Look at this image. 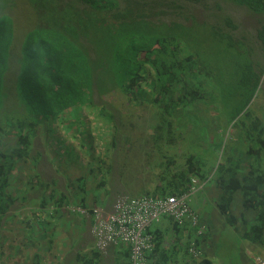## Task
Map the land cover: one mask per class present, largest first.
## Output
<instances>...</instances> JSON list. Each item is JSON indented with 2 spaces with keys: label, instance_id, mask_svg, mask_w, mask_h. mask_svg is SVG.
I'll return each mask as SVG.
<instances>
[{
  "label": "trees",
  "instance_id": "1",
  "mask_svg": "<svg viewBox=\"0 0 264 264\" xmlns=\"http://www.w3.org/2000/svg\"><path fill=\"white\" fill-rule=\"evenodd\" d=\"M125 1L127 5L122 10L121 0H27L32 8L34 26L32 24L27 29L26 42L22 45L23 60L16 84L18 97L21 96L19 83L27 80V90H42L46 99L51 100V110L47 114L59 116L77 104H93L95 88L98 91L100 87L105 95L114 86L97 85L99 77L96 65L102 62L103 52L98 53L94 45L88 48L89 43H93L82 36L94 34L98 35L97 42L105 51L104 61H108L99 73L104 79L112 78L113 67L118 64V77H121L119 85L128 100H138L144 90H156L155 99H149V102L162 108L155 127L157 131H166L167 127L170 132L171 122L168 118L175 107L186 110L198 101L199 96H205L208 84L214 85L211 91L219 93V101L224 98V93L227 95L226 99L236 98L239 93L245 97L244 104L233 110L231 118L227 119L229 124L243 115L258 86L259 75L254 71L258 61L252 58L255 46L247 42V38L235 37L226 30L227 26L233 30L237 28L230 15L220 16L223 23L221 25L199 23L195 14L190 16L193 23L191 26L177 22L157 23L145 13L147 6H150V10L154 7H165L168 11L182 9L179 0ZM225 1L264 15V0ZM15 2L17 0H0L1 92L4 85L2 77L10 69V54L19 31L10 12L14 7L9 6ZM79 2L88 9L81 8ZM257 38L264 52V23H261ZM145 64H149L155 79L150 78ZM262 67L260 62V77L264 70ZM230 68L245 71L246 80L228 83L226 76ZM217 81L222 87L215 85ZM21 103L23 104L22 101ZM3 109V97L0 95V110ZM244 117L251 118V126L246 128L243 122L241 131L247 139L242 142L253 155L254 164L241 176L238 157L227 164L225 156V160L221 158L219 164L215 165L216 185L222 192L218 207L228 216L230 223L235 222L231 207L234 197L241 194L242 207L256 214L254 225H249L246 238L260 241V245L264 246V128L260 119L253 116L250 110L244 112ZM24 125L30 128L32 124L26 121H18L16 124L15 121L10 126L20 136V145L23 146L10 151H4L0 146V229L3 218L10 210V204L15 202L8 192L9 174L22 157L29 156L30 139L28 134L23 135ZM193 177L206 179L201 168H198L195 157L190 155L185 166L173 174V181L170 179L167 187L158 185V191L151 195L164 198L183 194ZM148 232L154 236L155 242V248L148 253V258L153 264H168L166 252H162L163 233L155 230ZM129 253L127 251L126 255H122L116 264H129ZM103 258L100 252H96L92 259L79 262L100 264Z\"/></svg>",
  "mask_w": 264,
  "mask_h": 264
},
{
  "label": "rangeland",
  "instance_id": "2",
  "mask_svg": "<svg viewBox=\"0 0 264 264\" xmlns=\"http://www.w3.org/2000/svg\"><path fill=\"white\" fill-rule=\"evenodd\" d=\"M79 3L81 8L88 9L85 4ZM178 3L183 6L182 9H169L168 11L165 7H154L150 10V6H147L145 13L151 16L149 17L150 20L157 23L177 22L188 26L193 25L190 18L192 14L197 16L199 23L207 22L219 25L223 24L220 16L230 15L237 28L233 30L227 26L225 27L226 30L232 32L235 37L244 36L247 38V42L255 46L252 58L258 61L254 71L256 75H259V81L254 97L245 111L250 110L253 116L259 118L263 125L262 128H264V70L260 77V62L264 67V52L261 50V43L257 38L261 23H264V15L253 13L245 6H239L225 0H179ZM126 5V1L121 0L120 7L122 10L125 9ZM15 8L16 11H11V14L19 28L16 46L20 48L21 42H26L27 29L32 24L34 26V19L32 8L26 0H17ZM101 35L102 33L99 36ZM82 36L93 43H89L88 48L94 45L98 53L103 52L102 62L96 65L99 77L97 85L114 86L105 95L100 87H98V91L95 88L93 104H77L73 107L75 109L72 108L69 112L60 114V118L56 119L48 116L50 114L45 115L51 110V100L46 99L47 97L42 90H34L33 88L27 90L25 87L28 83L27 80L24 83H19L20 99L24 106L12 98L11 90H14L17 84L15 67L12 69L14 76L8 73L2 77L4 78V85L0 95L3 97L4 107L13 112L11 114L13 116L17 115L20 123L31 121L33 117L43 118V121H41L42 126L40 125L37 128V130L39 129L37 139L34 138L36 148L39 147L38 143L43 140V130L47 135L45 141L52 146V154L57 158L67 157L69 145L61 142L55 135L56 133L60 135L57 125L66 127L68 122L72 123V131L65 130L66 134L68 136L71 133L80 135L79 138L83 139L81 142L84 143V148L90 147L92 155L97 156L96 154L100 152L101 156L98 160L104 159L108 162L106 166L109 165V190L112 195L116 196L157 192L158 185L167 187V182H170V179L173 181V174L185 166L190 155L195 157L197 166L201 168V173L204 174L206 179L215 178L213 176L215 165H218L221 158L224 159L225 156L227 164L235 161L234 158L238 157L240 169H249V166L254 162V157L249 154L248 146L243 143L247 137L245 138L241 128L243 122L246 124V128H249L251 118L244 117V111L243 115L232 123L227 122V119L231 118L232 111L244 104L245 97L242 93H239L236 98L231 97L228 99H226L227 95L224 93V98L219 101V93L211 91L214 85L208 84L203 98L199 96L198 101L186 110H183V108L180 110L176 107L175 110L173 109L171 117L168 118L171 122L170 132L167 127L166 131L159 132L155 127L162 108H159L153 102H149V99H155L156 94L154 91L156 90H144L138 100H128L119 85L121 77H118V64L113 67L112 78L104 79L103 75L99 74L103 70L104 63L108 61H104L105 51L97 42L99 40L98 35L86 34L85 36L82 34ZM20 54L21 50L15 49V55L20 56ZM145 67L150 73V78L155 79V74L149 64H145ZM6 77L8 78L7 81H5ZM243 79L246 80L245 71L228 69L226 76L228 83L233 84ZM203 83H205V80H203ZM217 84L222 87V84L218 81L215 85L217 86ZM219 90L221 89L219 88ZM103 112L110 113V117L101 116L106 114ZM37 122L40 123L39 120ZM11 123V121H6V124ZM1 124L5 126L4 122H1ZM24 130L23 134H28L31 140L34 132L25 125ZM87 130L92 135L88 137L89 143L84 140V138H87ZM7 131H9L8 127L5 129V132ZM240 141L242 142L241 145L239 144ZM77 142H80V139L77 138ZM88 150H86L88 161L97 162ZM219 154H221L220 157ZM68 158L72 160V165L83 164L81 158L73 152L69 154ZM62 161H65V159ZM69 171L72 172L71 168ZM64 181L65 179L62 178V182ZM211 185L213 184L211 183L206 191L211 190ZM197 199H204L201 192H197L192 196V205L196 206ZM206 201L205 199L204 203L213 208L212 204ZM103 256V261L100 264H116L110 249Z\"/></svg>",
  "mask_w": 264,
  "mask_h": 264
},
{
  "label": "crops",
  "instance_id": "3",
  "mask_svg": "<svg viewBox=\"0 0 264 264\" xmlns=\"http://www.w3.org/2000/svg\"><path fill=\"white\" fill-rule=\"evenodd\" d=\"M72 151L73 147L70 152ZM84 162V165L72 166H68L66 162L63 163L66 167L71 168L72 176H74L73 181L86 176L87 184L84 183L86 185L84 191L79 188L81 185L79 184L76 191L71 192L74 188L72 180L69 182L66 179L68 181L65 183L66 186L68 185L66 194L70 196V199L64 195L65 188L51 193V188L47 184L49 189L46 196L39 198L42 200L45 197L41 202L27 203L29 211L25 209L23 211L25 221L29 222L28 228L32 224L39 227L36 233L40 235V238H36L35 235L31 237L32 230L30 229L27 230L26 237L20 235L22 233V226L19 225L21 222L16 223L13 229L15 222L11 225V221L20 216L18 211L7 216L3 230L5 236L2 240L1 255L4 256L2 264H33L37 255L44 260L43 264H59L68 249H76V253L79 254L82 246L87 249L92 246L94 243L92 213H84L79 206L87 211L94 207L110 208L116 195L111 194L109 185L101 187V182L92 176L99 170L97 168L103 165L102 162ZM68 168H64L62 171L64 175L68 174L70 169ZM213 183L211 190L204 192L207 203L210 202L213 208L206 204L196 207L197 210L202 209L200 216L207 223V232L203 236L196 235L189 221L178 231L172 228V224L167 218L158 225L157 232L163 233L165 239L164 249L168 257L166 261L169 264H259L260 258H264V246L260 245V241L246 238L249 225H254L256 214L244 208L232 211V213L235 212L233 218L236 221L230 223V219H227V215L223 214L218 207L221 194L217 191L216 182ZM21 194L22 191L18 196ZM80 199H82L81 202L84 201L83 204H80ZM242 200L237 195L234 197L233 204ZM233 209L236 207L233 206ZM48 233L57 237V241L53 243L54 246L50 238H45V234ZM192 243H196L202 251L201 258H196V260L190 258L187 250ZM23 247L32 249L22 251Z\"/></svg>",
  "mask_w": 264,
  "mask_h": 264
},
{
  "label": "clouds",
  "instance_id": "4",
  "mask_svg": "<svg viewBox=\"0 0 264 264\" xmlns=\"http://www.w3.org/2000/svg\"><path fill=\"white\" fill-rule=\"evenodd\" d=\"M9 6L10 7L12 6V8L14 7L13 10L16 11L15 7L17 6V2L11 3V4H9ZM16 35H17V33H16ZM17 39H18V35H17ZM16 43H17V41L13 44L11 54H10L11 55V57H10V69L6 72L5 75H7L9 73V75L14 76V71H12V69L15 67V79L17 81L18 75L21 72V66H22V60H23V52H22L23 41L21 42L20 48L16 46ZM15 49L21 50L20 56L15 55ZM17 68H18V70H17ZM5 79H6V81L8 80L7 77ZM11 94H12V98L16 99L18 101V103L20 102V104H21V99L18 97V92L16 91V88L14 90H11ZM21 105L24 106V104H21ZM4 109L8 110V111L4 112L5 111ZM4 109L0 110V121L5 123V126L9 128V131L5 132L6 127L0 123V127H1L0 128V146L3 147L4 151H10V150H13L15 147L23 146V145H20V139H21L20 136H18L16 131L10 127L15 121L17 124V121H18L17 115L13 116L12 115L13 112L6 107H4ZM73 109H75V108H73ZM70 110H68L67 112H69ZM45 115H48V114H45ZM48 116H52V115H48ZM101 116L110 117V113H106L105 115H101ZM52 117H55L56 119L60 118L59 116H52ZM37 120H39L40 123H38ZM6 121H11L12 123L6 124ZM41 121H43V118H41V117H40V119L33 117V119L31 121H26L28 124H32L29 129L34 132L33 138L31 140H29V142H30L28 145L29 156L28 157H22L21 160L17 163L16 167L13 170H11V172L9 174L10 185H9L8 192L12 195L13 199H15V202L13 204H10V210L2 220V227L0 229V264H2V260L4 258V256L1 255V251L3 250L2 240L5 236V233L3 234V230L5 228L4 226L6 223L5 221H6L7 216H10V214L12 215L16 211H18L20 216H18L16 218V220L13 219L11 221L12 222L11 225H13V223L15 222L13 225V229H14V226H16V223L21 222L19 224L20 226H22V233L20 235H22L23 237H26L27 236L26 232H27V230L30 229V230H32V235H30L31 237H33L35 235L36 238H40V235L36 233V230L39 227L32 224L28 228L29 222L25 221V213L23 211H24V209L29 211L28 204H30L31 201H37V202L40 201L41 202L45 198L44 197L42 200L39 199L41 196H46L47 190L49 189L47 184H49V186L51 188V191H50L51 193H55L60 188H63V189L65 188L64 195L66 198H69V199H70V196H68L66 194V192L68 191V185L66 186V184H65L66 182H68V181L70 182L72 180L74 188L71 190V192H75L76 187L79 184H81V185H79V188L82 191H84L86 189V185L84 184L87 181L86 176H82L81 178H76V180L73 181L74 176H72L71 171L70 172L68 171V174H66V175H64L62 173L64 168H68L63 164L64 162H66L68 164V166H72V160L68 158L69 154H71L72 152L75 153L78 157L81 158L82 163H83L82 165H84L85 164L84 161L90 162V161H88V158L86 156V150L89 149L88 151H89L90 155L92 156V158L94 160H97L96 163L102 162V164H103L102 166L97 168L99 170H97L95 174H92V176L101 182V187L108 185L109 165H108V167L106 166L108 162H106L104 159L98 160V158L101 156L100 152H98V154H96L97 156H95V155L91 154V148L90 147L89 148L87 147V149L84 148V146H83L84 143L81 142L83 139L79 138L80 135H76L74 133H71L68 136L66 134L67 130L72 131V129H71L72 123L68 122L66 127L57 125V127H58L57 130L60 131V135H58L57 133L55 135V137L59 138L61 142L65 143L66 145H69V147H70L69 150L67 151L68 152L67 157L65 156L66 158L65 157L64 158H62V157L57 158L56 156H54L52 154V146L50 145V143L45 141L47 139V135H46L45 131H43L42 129L41 130L43 132V138H42L43 140L40 143H38L39 147L36 148V143L34 142V138L37 139L38 130H39V129L37 130V128L40 125L42 126ZM80 130H78V131H80ZM24 132L26 133V131H24ZM89 136H92V135L87 130V138H84V140L88 143H89V140H88ZM77 138L80 139V142L76 143ZM3 139H5V140L2 141ZM71 147H73L72 152H70ZM98 147H100V146H98ZM221 148H223V147H221ZM220 155L221 154H219V157H220ZM64 159H65V161H62ZM0 160H1V157H0ZM252 164H254V162ZM250 166H249V168H250ZM248 170L240 169L239 175L240 176L244 175L245 172ZM215 172H216V167H215ZM214 174H213V176H214ZM62 178L65 179L64 182H62ZM66 179L68 181H66ZM213 182H216V178L211 177L210 179L200 180L198 178L193 177L192 182L190 183L189 187L183 192V194H180V195L190 193V195H189V198H190L189 207L192 211V214L195 216L196 219H194L193 215H192V216L188 217L187 219H185L183 224H180V223L176 222L173 218H171L169 216L168 217L164 216L160 222L153 224L147 230V233L149 235H151L152 239H153V247L148 253L152 252L155 248L154 236L152 234H150L148 231L149 230L157 231L158 225L166 218L170 220V223L172 224V228L175 231L180 230V228H182L184 226V224L187 221H189L191 227L195 230V233L198 237L203 236L207 232V223L200 216V212L202 209L197 210L196 207H201L202 205H205L204 200L205 199L207 200V198H206L204 192L208 191V190L206 191V188L208 189L209 185L211 183L214 184ZM193 188H195V189H193ZM21 191H22V194L20 196H18ZM217 191H219L220 194H222V192L218 188V186H217ZM197 192H201L203 194L204 199H201V200L197 199L196 206H194V205H192L191 198ZM180 195H175V196H180ZM238 195H239V198L240 197L242 198L241 194H238ZM121 196H128L131 198H140V197H144V196L153 197L151 195V193H150V195L147 193L146 194L141 193L139 195H137V194L136 195L121 194V195L115 196V198L112 201V206L110 208L94 207L90 211H87V210H85V208H82L79 205L78 206H79L80 210H82L84 213L85 212H91L92 213V218H93L92 228H93V225L95 223V211L96 210H102V211H108V212L112 211L115 202ZM236 197H237V195H236ZM164 198H166V197H164ZM81 201H82V199H80V204H83L84 201L83 202H81ZM233 203H232V207H231V215H233L235 213V212L232 213V211L243 208L242 207L243 200L238 201L236 204H233ZM233 206H235L236 209H233ZM227 219H228V216H227ZM35 226H36V228H35ZM45 238H50L52 245H53L54 241H57V237L51 233L45 234ZM25 240L28 241L27 238H25ZM162 248H163L162 252H165L164 244H163ZM21 249H22V251H24L25 249L31 250L32 248L31 247H29V248L23 247ZM109 249L115 258V262L122 255H126L127 251L130 252L129 254H130V260H131V248H130V246H127V245L111 246ZM67 251L68 252L64 256V258L59 262V264H71L72 261H74L72 264H81L79 262L80 260L85 261L87 259H92L96 252H100L101 257H104L103 254L106 252V251L102 252L97 248L95 237H94V243L92 244V246L88 247V249L85 246H82L79 250V254L76 253V249H71V250L68 249ZM187 252H188V254L192 260H196V258H201L203 256L202 251L199 249V247L196 245V243H192L191 245H189ZM148 253H147V260L150 264H153V262H151L150 259L148 258ZM78 257L80 258L79 260H78ZM130 260L128 261L129 264H130ZM41 263L43 264L44 260L39 255H37L33 264H41ZM259 264H264V258H260Z\"/></svg>",
  "mask_w": 264,
  "mask_h": 264
},
{
  "label": "built area",
  "instance_id": "5",
  "mask_svg": "<svg viewBox=\"0 0 264 264\" xmlns=\"http://www.w3.org/2000/svg\"><path fill=\"white\" fill-rule=\"evenodd\" d=\"M189 195L166 198L121 196L112 211L96 210L92 232L97 248L105 252L111 246L127 245L131 248L130 264H150L147 253L153 247V239L147 230L164 216L183 224L193 215ZM193 218L196 219L194 215Z\"/></svg>",
  "mask_w": 264,
  "mask_h": 264
}]
</instances>
